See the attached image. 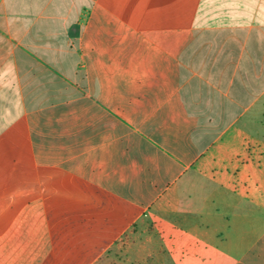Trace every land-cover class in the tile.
I'll use <instances>...</instances> for the list:
<instances>
[{
  "label": "crops",
  "instance_id": "obj_1",
  "mask_svg": "<svg viewBox=\"0 0 264 264\" xmlns=\"http://www.w3.org/2000/svg\"><path fill=\"white\" fill-rule=\"evenodd\" d=\"M225 232L264 264V0H0V264Z\"/></svg>",
  "mask_w": 264,
  "mask_h": 264
},
{
  "label": "rangeland",
  "instance_id": "obj_2",
  "mask_svg": "<svg viewBox=\"0 0 264 264\" xmlns=\"http://www.w3.org/2000/svg\"><path fill=\"white\" fill-rule=\"evenodd\" d=\"M233 210L227 209L224 212L229 213ZM223 221V218L220 217ZM237 219H235L236 221ZM237 224V223H236ZM207 236H215V233L210 232L205 234ZM258 233H246L241 234L238 232H225L223 235L224 242H216L213 248H195L193 246L180 247L179 243H173L176 248L174 253L167 254L166 258H170L169 264H193L191 260H188L186 263L182 262L181 258L183 255L186 257H194L193 255L198 254L204 256V262L199 261L197 264H234L236 260L244 254V252L252 245V243L258 237ZM179 242V241H177ZM156 247H151L150 250H153V259L154 263L151 261H144L145 254L138 253L140 249L136 248L137 254L135 252H125L123 255H120V258H116V250L111 251V258L107 261L108 264H158L156 259L159 256L158 253V244ZM149 250V249H148Z\"/></svg>",
  "mask_w": 264,
  "mask_h": 264
}]
</instances>
